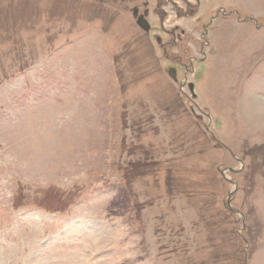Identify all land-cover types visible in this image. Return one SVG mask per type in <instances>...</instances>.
<instances>
[{
    "label": "rangeland",
    "instance_id": "obj_1",
    "mask_svg": "<svg viewBox=\"0 0 264 264\" xmlns=\"http://www.w3.org/2000/svg\"><path fill=\"white\" fill-rule=\"evenodd\" d=\"M199 3L0 0V264H264V33Z\"/></svg>",
    "mask_w": 264,
    "mask_h": 264
},
{
    "label": "flooded vegetation",
    "instance_id": "obj_2",
    "mask_svg": "<svg viewBox=\"0 0 264 264\" xmlns=\"http://www.w3.org/2000/svg\"><path fill=\"white\" fill-rule=\"evenodd\" d=\"M199 1H194L198 7ZM212 5L209 9H204L203 13L196 18L197 32L201 36H209L214 32L213 23L235 21L239 25L251 24V30L255 34L264 33V0H210ZM256 6V7H255ZM135 23H142L146 26L148 11L146 8L140 13L137 9L133 10ZM206 19V22L200 21ZM161 25V24H160ZM232 30H222L221 32L229 34ZM245 32L246 30H239Z\"/></svg>",
    "mask_w": 264,
    "mask_h": 264
},
{
    "label": "water",
    "instance_id": "obj_3",
    "mask_svg": "<svg viewBox=\"0 0 264 264\" xmlns=\"http://www.w3.org/2000/svg\"><path fill=\"white\" fill-rule=\"evenodd\" d=\"M138 25H139L140 28H142V29L145 30V31L148 29V26H145V25H143V24L140 23V22H138Z\"/></svg>",
    "mask_w": 264,
    "mask_h": 264
}]
</instances>
